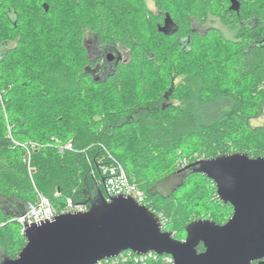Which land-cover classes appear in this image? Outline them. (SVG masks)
<instances>
[{"label":"trees","instance_id":"obj_1","mask_svg":"<svg viewBox=\"0 0 264 264\" xmlns=\"http://www.w3.org/2000/svg\"><path fill=\"white\" fill-rule=\"evenodd\" d=\"M152 2L155 14L146 0H0V45L13 44L0 57V261L25 246L15 218L36 201V191L57 213L67 198L90 205L105 195L99 166L111 163L178 241L194 220L221 225L231 217L213 183L192 169L168 196L154 186L184 172L195 153L205 160L264 158V126L251 125L264 104L263 51L238 38L240 17L253 12L261 21L250 37L264 35V0H240L238 15L225 0L222 14L211 0ZM212 12L237 30L235 41L193 28L205 26ZM165 15L175 25L167 35L157 29ZM87 41L126 51L127 59L96 79ZM68 143L70 150H59ZM150 264L165 263L161 257Z\"/></svg>","mask_w":264,"mask_h":264},{"label":"water","instance_id":"obj_2","mask_svg":"<svg viewBox=\"0 0 264 264\" xmlns=\"http://www.w3.org/2000/svg\"><path fill=\"white\" fill-rule=\"evenodd\" d=\"M228 1L229 10L238 13L239 2ZM172 26L165 15L157 29L167 35L175 30ZM113 52L107 57L109 62L115 59L114 67L122 56ZM187 169L212 182L217 199L231 206L232 215L224 224L194 220L185 228V239L178 241L162 231L154 213L131 197L107 202L98 193L87 212L58 214L26 226L25 246L15 259H2L0 264H97L124 252L168 256L172 264H264V158L226 154L196 161L183 171Z\"/></svg>","mask_w":264,"mask_h":264},{"label":"built area","instance_id":"obj_3","mask_svg":"<svg viewBox=\"0 0 264 264\" xmlns=\"http://www.w3.org/2000/svg\"><path fill=\"white\" fill-rule=\"evenodd\" d=\"M33 150V146L31 148ZM26 150L25 163L28 167V171H33L30 165V150ZM71 144L61 147L59 150H70ZM110 158V157H109ZM197 161L203 160V157ZM184 166L186 161L181 162ZM99 170L102 175V180L105 189L104 198L107 202L111 198L117 196H128L135 200L139 205L147 207V201L144 193L138 188L137 185L131 183L120 165L108 164L99 166ZM37 199L33 204L28 205L25 213L21 217L15 218V221L21 226V232H23L26 226L32 224H41L45 221L52 220L56 215L63 213H76V212H87L89 205L75 203L71 198L65 200V207L61 213H57L49 200L40 192L36 191ZM148 208V207H147ZM153 213V212H152ZM155 214V213H154ZM156 215V214H155ZM159 218L161 228L164 225V220L161 216L156 215ZM161 258L154 253H147L145 255H136L132 252H124L117 257L110 258L104 261H100L97 264H126L133 262L135 264H150L157 262ZM162 260L165 264H172L173 260L168 256H162Z\"/></svg>","mask_w":264,"mask_h":264},{"label":"rangeland","instance_id":"obj_4","mask_svg":"<svg viewBox=\"0 0 264 264\" xmlns=\"http://www.w3.org/2000/svg\"><path fill=\"white\" fill-rule=\"evenodd\" d=\"M211 1H212L213 9L215 11L219 10L220 13L222 14L223 10L225 9L224 0H211ZM146 4H147L148 9L153 14H155L156 10H155V7H154L152 0H146ZM11 17H12L11 20H13L14 15H11ZM211 26L218 29L219 33L225 38V40H227V41H235L236 40L237 30L231 25L222 24L220 18H218V16H216L214 12L209 14L208 19H207V24L205 26L201 27V26H198L197 24H195L193 28L196 31H198L199 33H203L208 27H211ZM219 45L220 44L218 42H213L212 46L213 47L217 46V47H220L222 49V46H219ZM12 46H13V44L0 45V57L5 52L6 49H8ZM209 54H211V52H209ZM121 56H122V59L124 61H126V59H127L126 51L122 50ZM179 80H183V77H181L180 79L177 78L175 80V82L177 83ZM261 90H264V85L261 88ZM251 125L252 126H264V114L259 119L253 120L251 122ZM192 157L194 159H196L195 157H197L198 159L202 158V156L199 153L193 154ZM203 160H205V159H203ZM185 174H186V172L176 173V174H172V175H169V176L163 178L162 180L158 181L155 184L154 191L158 192L159 194H161L163 196L170 195L172 191H174L177 187H179V185H181V183L184 180ZM195 179L202 180L203 178L199 179L196 177ZM185 192H186V189H181L177 195H179V194L183 195ZM95 198H96V196H95ZM223 213H224V209H222V208H219L216 210V214H217L218 218L222 217ZM203 219H208V218H203Z\"/></svg>","mask_w":264,"mask_h":264},{"label":"flooded vegetation","instance_id":"obj_5","mask_svg":"<svg viewBox=\"0 0 264 264\" xmlns=\"http://www.w3.org/2000/svg\"><path fill=\"white\" fill-rule=\"evenodd\" d=\"M225 1L227 2L226 10H228L231 13H236V12L229 10L230 3L228 0H225ZM247 1H249V0H242L243 3H246ZM254 1H258V0H254ZM237 2H239V6H240L239 10H240L241 9L240 0H237ZM243 5L245 6V4H243ZM239 13L240 12L238 11V13H236V14L238 15ZM163 21H164V19H163ZM260 21H261V19L258 16L257 12H253L251 14L241 16L239 19V26H238L239 27V30H238L239 37L238 38H239L240 42H247L250 46L249 48L256 47L258 49H261L263 51V56H264V35L261 36L259 39H256L254 37H252V38L250 37V33L258 29V27H259L258 24L260 23ZM162 25H163V22H162ZM208 28H211V29L219 32L218 29H216L212 26L208 27ZM172 29H173V26H172ZM171 30H169V31H171ZM86 45H87V54L95 63V67L92 68L91 74H93V76L96 79L105 78V76H107L108 74H110L113 71V64L115 62V59L112 60L111 62H109L108 57H107L109 53L114 54L113 49L111 50V49H107V48H100L95 43H91L89 41L86 42ZM261 107H262V114H261V116H262L264 114V104ZM261 116H259L257 119H259ZM184 172H186V171H184ZM184 172H179V173H184ZM187 174H188V172L185 175H187ZM252 264H257V262H253Z\"/></svg>","mask_w":264,"mask_h":264}]
</instances>
